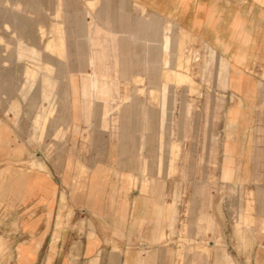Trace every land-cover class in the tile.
Segmentation results:
<instances>
[{"label":"rangeland","instance_id":"obj_1","mask_svg":"<svg viewBox=\"0 0 264 264\" xmlns=\"http://www.w3.org/2000/svg\"><path fill=\"white\" fill-rule=\"evenodd\" d=\"M235 1L247 27L264 22L263 0ZM213 51L124 0H0V118L27 144L32 167L48 168L61 150L152 152L147 167L179 186L176 264H251L264 192L225 174L231 81ZM263 154L260 145L261 165Z\"/></svg>","mask_w":264,"mask_h":264},{"label":"crops","instance_id":"obj_2","mask_svg":"<svg viewBox=\"0 0 264 264\" xmlns=\"http://www.w3.org/2000/svg\"><path fill=\"white\" fill-rule=\"evenodd\" d=\"M124 1L176 21L226 58V122L233 133L223 135L230 161L225 174L264 192V154L262 165L258 160L264 87L257 82L264 74V22L256 16L247 27L233 13L235 0ZM246 30L253 33L239 38ZM152 154L61 150L48 168L32 167L27 144L0 118V264H176L169 239L177 226L179 186L169 171L160 176L157 167H147ZM260 244L250 249L251 264H264V233Z\"/></svg>","mask_w":264,"mask_h":264}]
</instances>
